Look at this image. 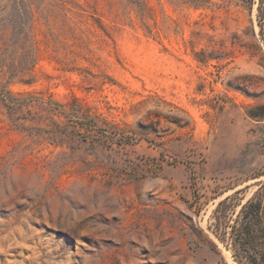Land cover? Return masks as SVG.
Masks as SVG:
<instances>
[{
	"label": "rangeland",
	"instance_id": "rangeland-1",
	"mask_svg": "<svg viewBox=\"0 0 264 264\" xmlns=\"http://www.w3.org/2000/svg\"><path fill=\"white\" fill-rule=\"evenodd\" d=\"M260 1L0 0V264H236L208 223L264 188Z\"/></svg>",
	"mask_w": 264,
	"mask_h": 264
},
{
	"label": "trees",
	"instance_id": "trees-1",
	"mask_svg": "<svg viewBox=\"0 0 264 264\" xmlns=\"http://www.w3.org/2000/svg\"><path fill=\"white\" fill-rule=\"evenodd\" d=\"M72 102L77 110L82 109L77 98H72ZM246 115L257 123L264 122V104L250 106ZM242 191L217 203L208 229L230 251L236 264H264V188L257 189L244 203L237 196Z\"/></svg>",
	"mask_w": 264,
	"mask_h": 264
},
{
	"label": "bare ground",
	"instance_id": "bare-ground-1",
	"mask_svg": "<svg viewBox=\"0 0 264 264\" xmlns=\"http://www.w3.org/2000/svg\"><path fill=\"white\" fill-rule=\"evenodd\" d=\"M226 252H227V254L229 255V251H227V250H225ZM230 258V261L232 262V264H233V261L231 260V257H229ZM230 263V262H229ZM231 264V263H230Z\"/></svg>",
	"mask_w": 264,
	"mask_h": 264
}]
</instances>
